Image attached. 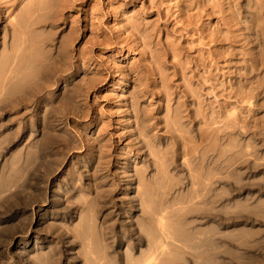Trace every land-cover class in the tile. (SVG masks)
I'll use <instances>...</instances> for the list:
<instances>
[{"label":"rangeland","instance_id":"374dc122","mask_svg":"<svg viewBox=\"0 0 264 264\" xmlns=\"http://www.w3.org/2000/svg\"><path fill=\"white\" fill-rule=\"evenodd\" d=\"M26 40L41 78L33 99L0 103V264H101L81 234L94 212L109 264H230L220 234L214 258L185 223L264 233V0H0V98L18 91L2 68ZM175 120L205 130L191 143L211 154L205 181L182 157L163 164ZM201 182L220 193L216 219ZM241 210L254 220L225 223Z\"/></svg>","mask_w":264,"mask_h":264},{"label":"bare ground","instance_id":"6f19581e","mask_svg":"<svg viewBox=\"0 0 264 264\" xmlns=\"http://www.w3.org/2000/svg\"><path fill=\"white\" fill-rule=\"evenodd\" d=\"M18 44H19L18 47L13 51L14 53L11 55V58L9 59L8 63L4 64L2 69H4L6 72H10L9 68L11 69V75L9 76V80L6 82V84L13 83L14 85L16 84L17 87L19 88H18V91H16L12 95H9L8 93H4L3 96L0 98V103L5 102L7 100H11V101H15L21 104V103L27 102L30 99H33L35 96L38 95V90L35 89V84L36 82H38L41 76L40 75L36 76V75H33V73L29 72L31 69L35 67L34 65L36 64L35 60L33 59L34 57L31 55V52L29 51L30 45L27 44V40L22 41V43L19 42ZM21 44H25L26 47L22 49ZM24 82L28 84L30 82V85L29 86L24 85ZM74 99L75 97L71 98V100H74ZM199 114L200 113H198L197 117H199ZM177 120L174 121L172 126L171 124H169V126L173 127L175 130L174 132H172V135L174 137V141H173L174 151L170 153V152H167L166 150H160V152L162 153L160 154V157L164 158L163 164L166 165L169 169L171 165H174V163H176L178 159L182 157L183 163L191 167V169L193 167H197L198 173L197 175H192L193 179L205 181L207 177L204 174V167H205V163L207 161L208 156L211 155L208 153V149H206L207 147L204 145L205 138H203V140L201 142L199 141V143L197 144L196 143L191 144L192 142L196 141V138L198 137L202 138L205 130L198 129L196 135L189 136L187 135V132L181 126H179V124L177 123ZM214 134L218 138V143L220 144V128H215ZM147 143H148V146L150 147L151 145L150 141H147ZM150 150L153 151L154 146H152ZM1 153L2 152L0 149V156H1ZM190 154H192L193 156L191 158L186 159V156ZM171 155L173 156L172 157L173 159L169 161L168 159L171 158ZM214 158H215L214 163L216 165L219 164L220 156L218 155L217 159L216 157ZM256 159L261 160L260 156H257V155H256ZM262 159L264 161V158ZM254 162L255 161H252V163ZM262 165H264V162L256 164L255 168L261 170L260 169L261 167L259 166H262ZM30 174H31L30 178H33L36 180L37 178L42 176V170L39 166H35L31 168ZM32 174L34 175L32 176ZM209 178L212 180V183H216L220 180V176L218 175V173H212L209 176ZM3 184L2 183L0 184V190L3 187ZM32 185L34 186V184ZM201 186H202V182H201ZM201 186L195 189V195L203 196V198L207 196H210L212 198L214 197V200L212 201L213 205L211 207V211H212L211 216H212V219H216L215 214H214V213H217L218 211L217 209L218 198H216V196H219L220 193L218 191H215V188L213 187V185H210L211 186L210 188H207V186H205V189H203V186L202 187ZM167 194H168V190L166 191V196ZM166 196L164 200H166L167 198ZM250 199H253V198H250ZM253 204L254 203L252 201L251 202L248 201L246 205L248 206V208H251ZM259 206L261 207V211H264V204L262 205L260 204ZM168 207L169 205H166V203H164V208L167 209ZM170 212H168V214H170ZM151 213L152 215H154L156 214V211H152ZM95 214L96 213L94 212L92 214V217H89L86 219V225L89 227V233L88 231H86L85 233L82 232L81 234L87 238L89 237L95 243L99 242L98 248L100 249L99 259L100 261H102L101 264H109V262L106 263V261H104L108 255L107 249H106L107 247H106V244L104 243L105 241L104 231H102V233L100 232L98 236H94V234H96L97 232L96 225H95L96 223ZM260 217L264 218V213H262ZM160 218L164 219L165 217L161 215ZM172 219H173V216L169 215L167 216V222L165 223L163 222V223L169 226L170 221H172ZM240 219L242 220L244 219V222L246 224H249L250 221L254 220L252 214L246 212L245 210H241L240 212L237 211L235 213H232L231 216L228 217L227 219L228 221H226L225 223L228 224L230 222L232 223L235 221L237 222ZM141 224L144 230H146V228H153V231H152L153 234L150 240H151V243L155 244L156 240L158 238L160 239L162 236V232L158 228H155L156 226L158 227V225L156 223H153L149 226H147L146 224L143 225V223ZM86 225H83L82 227L87 228ZM176 231L180 235V237H183V239L187 241V243H189V241H192V239H197L196 243L202 248L205 247L207 243L209 247L204 248L202 250L206 252L207 254H210L209 251L211 250L212 251L211 255H213L214 258H216L219 255V252L217 251V248L219 245L217 242V239L219 238V234H220V261L222 263L230 262V264H233L231 263L233 261H239L240 263H243V264L245 263L253 264L254 262L256 264L264 263V248H263L264 247V233L261 231L243 230L238 233H232L231 231L227 232V231L220 230L219 232L217 227H214V228L212 227L210 230L200 229L197 232H194L192 228L186 223L183 224L182 228L177 229ZM167 235L168 234L163 235V238L166 237ZM163 244H165V241ZM167 245H168V250H169L170 244H167ZM214 245L217 246L216 249L213 248ZM153 246L155 248V245ZM89 247H93V246L89 245ZM152 256H153L152 261H154L153 264H158L157 258L154 255ZM225 257H229L230 261H224L223 259ZM163 264H174V263H172V261H167V263H163Z\"/></svg>","mask_w":264,"mask_h":264}]
</instances>
